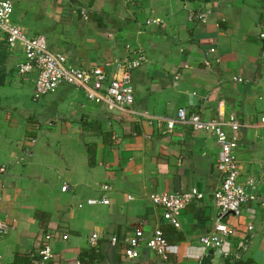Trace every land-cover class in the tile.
Returning a JSON list of instances; mask_svg holds the SVG:
<instances>
[{"label": "crops", "instance_id": "1", "mask_svg": "<svg viewBox=\"0 0 264 264\" xmlns=\"http://www.w3.org/2000/svg\"><path fill=\"white\" fill-rule=\"evenodd\" d=\"M10 1L12 22L28 37L43 36L71 67L109 74L140 50L145 62L131 74L136 112L174 117L184 108L203 120L234 116L242 124L224 131L237 141L240 180L259 181L258 195L239 216L223 218L232 228L226 248L234 253L245 243L240 260L264 264V0ZM201 11L208 12L204 23L190 21ZM23 61L21 48L0 40V221L10 227L0 236V264H79L93 247L102 253L93 264H201L209 250L198 240L218 217L215 137L184 125L168 132L164 123L109 111L66 84L35 101L37 72L19 76ZM104 184L108 205L78 206L100 198ZM191 189L203 198L181 212L179 229L146 198ZM156 227L168 260L146 247L126 259L124 240L137 229L148 238ZM44 244L53 252L45 262L38 256ZM208 264H224L219 251Z\"/></svg>", "mask_w": 264, "mask_h": 264}, {"label": "built area", "instance_id": "2", "mask_svg": "<svg viewBox=\"0 0 264 264\" xmlns=\"http://www.w3.org/2000/svg\"><path fill=\"white\" fill-rule=\"evenodd\" d=\"M187 1V0H181ZM13 4L10 0L0 1V40H4L8 49L21 48L24 61L17 67L19 76H28L32 71L37 72L34 82L33 99L35 101L54 93L57 88L66 84L76 90L82 91L86 99L96 104H104L109 111L125 113L132 118L143 119L148 124H165L168 132H171L176 125L190 127L194 131H205L211 133L219 148L216 160V169L221 180L219 186L212 193L213 203L218 211V217L213 224L212 230L205 236L199 238V245L205 250L219 251L220 257L224 260L239 261L242 251L246 250L245 243H239L237 252L232 253L226 248L227 238L232 235V228L223 221L227 215L239 216L242 207L249 202L257 200L259 181L253 177H246L240 180V167L235 154L237 141L235 136L228 138L224 129L229 128L232 132L237 131L240 124L234 116L224 118L219 115L216 119L203 120L199 115L188 112L181 108L176 111L174 117L155 116L147 112H136L133 110L134 88L131 81L132 71L145 62V56L140 51L134 52L133 58H126L115 65L111 73H106L101 67L74 68L66 63L64 56L53 53L48 49L46 39L43 36L28 37L25 32L16 26L11 16ZM207 11H201L190 16V21L205 22ZM148 23V22H146ZM2 37L4 39H2ZM264 40V27L259 34ZM214 52L213 49L208 50ZM177 79V75L174 80ZM241 81L240 78H236ZM259 125L264 127V116L260 119ZM5 172V167H0V173ZM107 184L100 186L103 193L100 198H89L83 205L96 206L108 205L109 200L106 193L110 191ZM63 192L66 186L61 188ZM149 203L161 210L162 220L172 227L179 229V216L181 212L194 200H200L203 195L196 189H191L182 193H149L146 196ZM264 205V202H262ZM248 230L252 227L248 226ZM10 227L0 221V236L9 233ZM97 235L90 238L91 243H95ZM116 244L117 239H111ZM124 257L128 260H135L139 256V248L146 247L156 254L161 260H168V243L162 230L156 227L151 236L146 238L141 229H137L124 240ZM41 261H49L53 258L52 249L44 244L38 251Z\"/></svg>", "mask_w": 264, "mask_h": 264}, {"label": "trees", "instance_id": "3", "mask_svg": "<svg viewBox=\"0 0 264 264\" xmlns=\"http://www.w3.org/2000/svg\"><path fill=\"white\" fill-rule=\"evenodd\" d=\"M101 250L98 247L89 248L88 250L84 251L79 257V264H93L94 260H101ZM224 264H248L241 260L239 261H232V260H224Z\"/></svg>", "mask_w": 264, "mask_h": 264}, {"label": "water", "instance_id": "4", "mask_svg": "<svg viewBox=\"0 0 264 264\" xmlns=\"http://www.w3.org/2000/svg\"><path fill=\"white\" fill-rule=\"evenodd\" d=\"M212 255H213V250H209L207 254L201 259V264H208Z\"/></svg>", "mask_w": 264, "mask_h": 264}, {"label": "rangeland", "instance_id": "5", "mask_svg": "<svg viewBox=\"0 0 264 264\" xmlns=\"http://www.w3.org/2000/svg\"><path fill=\"white\" fill-rule=\"evenodd\" d=\"M34 73H35V72H33L32 74L34 75ZM69 87H70V86H69ZM70 91L75 92V91H77V90L74 89L73 87H71ZM79 92H81V93L83 94V96L85 97V95H84V93H83L82 91H79ZM49 96H51V95H47V96H45V97H43V98H48ZM41 99H42V98H41ZM85 99H86V97H85ZM99 185H100V184H99ZM99 185H98V186H99ZM96 191H97V197H99V194H100V192H99V187L96 188Z\"/></svg>", "mask_w": 264, "mask_h": 264}]
</instances>
